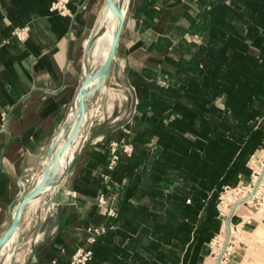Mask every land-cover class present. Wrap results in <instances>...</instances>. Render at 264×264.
Masks as SVG:
<instances>
[{
	"label": "crops",
	"instance_id": "1",
	"mask_svg": "<svg viewBox=\"0 0 264 264\" xmlns=\"http://www.w3.org/2000/svg\"><path fill=\"white\" fill-rule=\"evenodd\" d=\"M260 3L129 0V19L116 54L126 90L134 96L131 110L126 117L99 123L90 138L82 140L58 186L53 210L41 220L20 264H67L74 250L85 249L86 228L105 221L107 208L98 205L100 195L114 196L120 209L110 232L112 247L149 240L147 222L129 227L132 209L150 212L155 204L165 206L169 194L183 184L175 168L153 165L160 150L154 124L175 117L190 123L176 107L197 111L192 117L196 126L215 123L210 108H224L225 92L244 89L249 81V53L256 58L262 54ZM92 6L91 0H0V236L24 176L58 131L73 100ZM259 76L264 78V70ZM217 88L224 91L214 96ZM260 150L264 148L254 153ZM236 215L237 225H244L246 221ZM191 239L192 234L188 242ZM88 264L111 263L99 262L98 250ZM112 264L134 262L118 255Z\"/></svg>",
	"mask_w": 264,
	"mask_h": 264
},
{
	"label": "trees",
	"instance_id": "2",
	"mask_svg": "<svg viewBox=\"0 0 264 264\" xmlns=\"http://www.w3.org/2000/svg\"><path fill=\"white\" fill-rule=\"evenodd\" d=\"M260 4L257 20L264 23V0ZM258 46L262 49L259 57L249 53V81L244 89L236 93L225 92L224 108H210L216 116L214 124L196 126L192 117L197 111L181 107L174 110L190 123L175 117L166 124H154L152 132L158 135L155 144L160 150L154 155L153 165L175 168L183 184L169 194L165 206L155 204L150 212L137 207L132 209L133 219L128 221L129 227L136 229L139 222H147L151 227L149 240L134 239L129 246H111L110 232L119 220L118 206L116 216L105 213L103 223L89 225H104L105 232L95 235L92 243L86 241L84 248L92 250V257L85 264L93 260L98 250L99 262L106 259L111 264L118 255L120 259L129 256L134 264L202 263L208 243L220 227L219 192L224 185L234 187L242 179L248 183L250 169L246 163L256 149L264 148V78L259 76L264 70V44ZM223 91L217 88L214 96ZM185 132L196 137L191 139ZM135 163L138 165L139 162ZM191 234L192 239L188 242ZM187 242L180 257L179 252ZM75 251L69 255L67 264ZM51 255L56 256V252Z\"/></svg>",
	"mask_w": 264,
	"mask_h": 264
},
{
	"label": "rangeland",
	"instance_id": "3",
	"mask_svg": "<svg viewBox=\"0 0 264 264\" xmlns=\"http://www.w3.org/2000/svg\"><path fill=\"white\" fill-rule=\"evenodd\" d=\"M91 1L93 2V6H92L93 17H92L91 23L88 28V34L92 33L94 36V34H97L101 32L102 29H104L109 19L106 17L99 18L98 24L94 26L93 22H94V18L98 10V3L100 6L104 0H91ZM127 14H128V4H127ZM126 18L127 19H126L125 24L127 23V20L129 19V14L126 15ZM116 32H117L116 26L112 25L108 35L106 36L105 39H102V42L112 39L115 36ZM88 37L85 39V41H87ZM85 41H84V47H85ZM92 42L93 41H91V44ZM108 53L109 51L106 49H103V46L92 47L87 53L88 55H90V58H92V56L94 57V59L92 60L91 67L89 66V70L87 74V81L91 83L92 85L91 91L93 89V94H94L92 98V104L89 103L88 105L92 107L94 104L102 103V107H103L102 109L104 111H103L102 117L97 115L91 119L92 122H90V126L88 127L86 139L90 138L91 133L94 132L95 127L99 123H104L108 121L112 122L119 116L126 117L129 109L131 110L132 102L134 101V96L130 95V93L126 90V86L124 85L123 78L121 76V73L119 72V69H120L119 59L117 58V54L115 53V57H113V61L109 68L111 70L112 78H111V81L107 80L106 84L109 85L110 87L117 88V89L119 88L120 90H122L125 96L124 97L125 99L123 98L121 102L116 101L111 113L108 114L107 112H105L107 97L102 96L100 90L97 88V84L102 80V77L99 74V69L97 68V64L98 62L104 63ZM81 75H82V71H81ZM80 81H81V78H80ZM80 81H79L78 86L80 85ZM76 91H75V94H76ZM91 93L92 92H90V94ZM90 98H91V95L89 96V100H91ZM67 110H68V107L65 110L64 119L66 117ZM67 122H68V118L66 121H64L65 126ZM56 134L54 136L53 142L51 138L45 142V144L43 145V148L41 149L40 153L36 157L34 166L28 169L27 175L24 176L23 184H21V192L16 202L20 201L26 194L30 193V195L27 198V204L22 208L19 220L15 223L13 230L9 233V236L7 238L8 243L5 240L0 245V264H20L19 263L20 259H18L19 255L23 252V249L25 251L27 250V252L31 249V246L35 238V235L37 233V230L40 227L39 224H41V220L46 219V217L49 215L47 214V209L49 207L44 205L46 202V198L44 197L41 198V195L43 194L44 190L45 192L50 191L49 183L52 182L54 178L55 179L57 178V176L60 174L61 168H64V167H62L61 165L62 160H60L59 163L58 162L56 163L54 161L55 159L53 158L51 159V161L49 160V162L47 163L40 158H42L43 155L47 154L50 150L52 151L54 155H60L61 157H63L65 155V152L68 151L67 152V155H68L70 148L74 147L75 139L78 136H80L81 131H76V130L74 131L73 129V131H71L70 133H65V135L63 134L64 136H66V138L58 142H56L55 140ZM86 139H84V141ZM83 142H81L80 146L83 144ZM67 145H69V147H67ZM252 156L254 159V163H251L252 168L253 169L257 167L260 168L261 167L260 161H264V150H260L254 153ZM246 164H247V167L250 169L249 182L245 183V180L242 179L241 182H239L234 187H229V186L224 185L221 191L219 192V196H218L219 200L217 203V209H218V213H219L221 221H220V227H219L218 233L220 232L221 223L223 219V216L220 214V210L218 208V205L221 202V195L223 193H227V194H230L231 197L234 198V196L240 195V193L246 189L245 187L252 186L253 181H252L251 174H252L253 169L248 166V161ZM47 186H48V189H47ZM59 189L60 188L58 187L54 195L47 197L48 201L51 202L50 209L53 207L52 204L55 203L56 195ZM30 199H33V201L36 200L34 204L30 203L31 202ZM254 201L255 200H253V203ZM250 205H252V203L246 204V206L244 205L246 208L245 210L249 215V219L246 220L244 225L242 223L237 225L238 223L236 219L237 213L233 214V216L231 217V223L234 225L233 227L235 231H238L240 229V230H244V232L256 233V235L253 236V238H250V241H243V240L235 241L234 240L235 236H232L233 240H231L232 242L229 248L230 261L227 264H264V214L254 211L250 207ZM257 220H260L259 225H257L258 224V222H256ZM11 222L9 221L6 227H9ZM217 234L208 243L209 248H208L207 253L203 257L202 263L207 256H215V254L217 255L216 253L217 246H215V249L212 250L213 246L217 244V242L215 241ZM28 239H30V241L28 243H25L26 241H28ZM5 247L7 251L4 253L1 252V249L4 250ZM211 253L212 255H210ZM217 256H219V253Z\"/></svg>",
	"mask_w": 264,
	"mask_h": 264
},
{
	"label": "bare ground",
	"instance_id": "4",
	"mask_svg": "<svg viewBox=\"0 0 264 264\" xmlns=\"http://www.w3.org/2000/svg\"><path fill=\"white\" fill-rule=\"evenodd\" d=\"M128 2H129V0H104L100 6L98 3V10H97L96 16L94 18L93 25L96 26L98 24L99 18L106 17L109 20H108L107 24L105 25L104 29H102V31L100 30L101 32L94 34L92 44L88 48H85L86 60H85V62L82 61V72H83L82 73V79H83V82H82L81 87L78 89V91H76V94H75L73 100L71 101V103L68 106L66 117L62 121V123H60V127L58 129L57 134H56L55 140H56V142H58L64 138H66V136H64L65 133H70L71 131H73V129H74V131L75 130L81 131V134H80V136H78L75 139L74 147L70 148L68 155H67L68 151L65 152V155L63 157H61L60 155H54L52 153V151L50 150L47 154L43 155V157L41 156L42 158H40L47 163L49 162V160L51 161V159H53V158L55 159L54 161L56 163L57 162L59 163V161L62 160L61 165H62V167H64V168H61L60 174L57 176V178L56 179L54 178L52 180V182L49 183L50 184V187H49L50 191L45 192V190H44L43 194L41 195V198L42 197L46 198V202L44 205H46L49 208H50L51 202L48 201L47 197L54 195V193L57 191L58 186L60 184V182H59L60 177L64 173V171H65L70 159L72 158L74 152L78 149L82 140L86 137L88 127L90 126V122H92L91 119L97 115L102 117L103 111H104L102 109L103 108L102 103H97V104H94L93 106L91 105L92 107H90L88 105L89 103L92 104V98L94 96L93 89L91 91L92 85L89 81H87V74H88L89 66L91 67L92 60L94 59V57L92 56V58H90V55H88L87 53L89 52V50L92 47H101V46H103V49L110 51L111 45L115 39L116 34L110 40L102 42V39L106 38V36L108 35L112 25L116 26V28L118 30V28L121 24H123V25L125 24L126 19H127L126 15H128L127 14ZM86 43H87V41H85V45H86ZM114 57H115V55H114ZM102 65H103V63L98 62L97 68L100 69ZM100 76L102 77V80L97 84V88L100 90L102 96L107 97L106 111L105 112H107L109 114V113H111L115 102L116 101L121 102V100L125 96H124L122 90H120L119 88L118 89L113 88V87H110L109 85L106 84V81L107 80L111 81V78H112V74H111L110 69L107 70L106 72L100 74ZM90 92H92V93L90 94ZM90 95H91V98H90L91 100H89ZM81 101H83V102H81ZM67 118H68V122L66 123V126H65L64 121H66ZM54 136L51 139L52 142L54 140ZM67 147H69V145H67ZM257 168H254L255 173L253 175L252 181H253V183H258V185H259L262 182H264V161L261 162V167L258 169ZM245 188L246 189L243 190L240 193V195L234 196V198L231 197V195L227 194V193H223L221 195V202L218 205V208L220 210V214L223 216V219H222V223H221L220 232L217 234L216 240H215L217 242V244L214 245L212 248V250H213V249H215V246H217V248H216L217 255H218V253L220 254V252H221V249L223 247V244H224L226 237H227V234H228V230L230 232L229 240H233L232 236H235L234 237L235 241H240V240L250 241V238H253V236L256 235V233L244 232V230H240V229L238 231H235L233 224L231 223V220H230V223L227 225V217L230 214L233 207H234V213L233 214H236V213L240 214L242 216L243 221H246L249 219V215L245 210L246 209L245 206L247 203L250 202L252 197L255 195L256 191L254 192L253 195H251L252 186H247ZM47 189H48V186H47ZM244 199H246L245 202H243ZM30 201H31L30 203L34 204V202L36 200L33 201V199H30ZM26 204H27V202L23 205V207ZM43 215H44V213H43ZM252 216H254V215H252ZM256 222H258L257 225L260 224V220H257ZM8 236H9V234H8ZM8 236H7V238H8ZM7 238H6V241H7ZM28 242H29V240L26 241L25 243H28ZM7 243H8V241H7ZM6 251H7L6 247L4 248V250L1 249V252H3V253ZM26 253H27V250L25 251L23 249V252L21 254L19 253L20 255L18 254L19 255L18 259H20L19 263H22ZM212 253H213V251H212ZM212 253L210 255H212ZM217 255L215 254V256H207L204 259L202 264H216V260L218 257ZM219 264H225V262L220 261Z\"/></svg>",
	"mask_w": 264,
	"mask_h": 264
},
{
	"label": "built area",
	"instance_id": "5",
	"mask_svg": "<svg viewBox=\"0 0 264 264\" xmlns=\"http://www.w3.org/2000/svg\"><path fill=\"white\" fill-rule=\"evenodd\" d=\"M128 148H125V150ZM262 161H260L261 163ZM251 163H254V159L253 156H250L249 160H248V166L250 168H252ZM253 169V168H252ZM255 171L253 169L252 171V180H253V175H254ZM255 183H252V188L254 186ZM256 193L255 195L252 197V199L250 200L249 203L247 204H251L250 207L256 211V212H260L261 214H264V182H262L261 184H259L256 188ZM115 197L111 196L106 198L104 195H100L98 198V205L99 206H103L106 209V214L107 216H111L114 217L116 216L117 213V207L115 206ZM253 200L254 203H253ZM245 202V201H244ZM53 210V207L50 209H47V212L51 214ZM249 222V221H248ZM234 226V225H233ZM236 227V225H235ZM87 233L89 234V236L87 237V241L89 243H92L94 241V237L95 235L101 234L105 232V226L104 225H98V226H88L86 228ZM231 240H229L220 261H224L226 264L230 261L229 256H230V245H231ZM92 257V250L89 248H85V249H77L70 258V261L68 264H85L88 260H90Z\"/></svg>",
	"mask_w": 264,
	"mask_h": 264
},
{
	"label": "water",
	"instance_id": "6",
	"mask_svg": "<svg viewBox=\"0 0 264 264\" xmlns=\"http://www.w3.org/2000/svg\"><path fill=\"white\" fill-rule=\"evenodd\" d=\"M123 26H124V25L121 24V25L119 26L118 30H117V33H116L115 39H114V41H113V43H112V45H111L110 51H109V53H108V55H107V57H106V59H105L103 65H102L101 68L99 69V73H100V74L106 72V71L109 70V68H110V65H111V63H112V61H113V57H114V55H115V53H116V48H117L118 40H119V37H120V34H121V31H122ZM92 39H93V34L90 33V34H89V37H88V39H87V43H86V45H85V47H84V52H83V61H84V62H85V60H86L85 48H88V47L91 45V41H92ZM82 73H83V72H82ZM82 82H83V79H82V75H81V81H80V85H79L78 88H77V91H78V89L81 87ZM82 100H83V99H82ZM81 102H83V101H81ZM79 147H80V145H79ZM78 149H79V148H78ZM75 155H76V153H75L74 156L71 158V160H70V162H69V164H68V167H69L70 164L72 163V161H73ZM68 167L66 168L65 172L61 175L59 182H61V180L63 179V177H64V175H65V173H66ZM257 186H258V183H255L254 186H253V188H252L251 195L254 194V192H255ZM29 195H30V193L26 194V195H25L20 201L16 202V203L14 204L13 207H10V208H9V214H10V216H11L10 222H11V221H12V222H11V224H10L9 227H6V229L4 230V232L2 233V235L0 236V245L6 240L8 234L13 230V228H14V226H15V223L19 220V217H20V214H21V211H22L23 205L27 202V198L29 197ZM245 200H246V199H244L243 202H244ZM233 213H234V207H233V209L231 210L230 214H229L228 217H227V225L230 223V220H231V217L233 216ZM229 237H230V232H229V230H228V234H227L226 240H225V242H224V244H223V247H222V249H221V252H220L219 256L217 257L216 264H219V262H220L221 256H222V254H223V252H224V250H225V248H226V246H227V244H228V242H229Z\"/></svg>",
	"mask_w": 264,
	"mask_h": 264
}]
</instances>
